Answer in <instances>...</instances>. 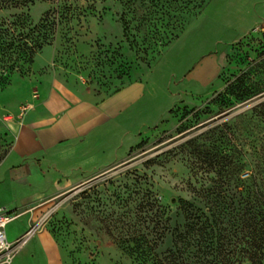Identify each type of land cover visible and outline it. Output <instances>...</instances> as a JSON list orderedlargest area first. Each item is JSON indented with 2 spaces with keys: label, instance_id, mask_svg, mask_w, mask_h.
Instances as JSON below:
<instances>
[{
  "label": "rangeland",
  "instance_id": "obj_1",
  "mask_svg": "<svg viewBox=\"0 0 264 264\" xmlns=\"http://www.w3.org/2000/svg\"><path fill=\"white\" fill-rule=\"evenodd\" d=\"M17 16L28 20L19 32L45 40L31 65L0 84V165L24 116L52 95L100 121L105 108L114 112L109 137L86 144L85 162L63 163L69 173L82 167L79 178L45 214L69 264H137L127 248L140 238L151 247L164 235L157 255L173 249L172 231L187 223L182 202L199 217L207 202L240 216L246 198L258 197L264 92L242 101L234 86L246 73L245 87L264 90V0H36L0 9V22Z\"/></svg>",
  "mask_w": 264,
  "mask_h": 264
},
{
  "label": "crops",
  "instance_id": "obj_2",
  "mask_svg": "<svg viewBox=\"0 0 264 264\" xmlns=\"http://www.w3.org/2000/svg\"><path fill=\"white\" fill-rule=\"evenodd\" d=\"M258 27L264 28V22ZM71 102L66 94L57 93L40 109L28 112L32 116H24L12 152L0 165V209L19 215L8 223L5 239L14 242L37 227L10 264H69L66 252L44 223L45 214L50 200L79 178L76 171L82 167L69 173L63 163L85 162L92 142L98 141L101 133L103 139L109 137L108 123L114 119L109 107L100 121L92 111L83 115L71 111ZM82 116L87 123L85 131L79 128Z\"/></svg>",
  "mask_w": 264,
  "mask_h": 264
},
{
  "label": "trees",
  "instance_id": "obj_3",
  "mask_svg": "<svg viewBox=\"0 0 264 264\" xmlns=\"http://www.w3.org/2000/svg\"><path fill=\"white\" fill-rule=\"evenodd\" d=\"M35 1L0 0V9H27ZM14 19L10 23L0 22L1 85L8 79L7 76L21 70L25 64L33 63L34 54L42 49L45 40L44 35L40 39L39 33L33 36L32 32L28 35L18 31L17 28L28 22L26 16H17ZM247 76L245 73L236 78L234 86L235 92L240 91L236 97L244 99L242 101L264 92L245 87L243 79L240 78ZM257 108L264 117V112H260L261 109L264 111V102L257 105ZM254 186L258 190V197L255 198V194H252L246 198L245 210L240 216L227 214L229 210L231 213L234 211L230 204L222 206L220 203L207 202V216L202 214L199 217L193 214L197 210L194 211L192 205L182 202L187 223L181 233L177 229L172 231L173 249L161 255L154 253L162 243L163 235L151 247L148 246L151 243L140 238L134 248L127 250L137 255V264H264V181L260 180ZM157 215H161L158 207L155 211V216ZM154 225H158L157 221Z\"/></svg>",
  "mask_w": 264,
  "mask_h": 264
},
{
  "label": "built area",
  "instance_id": "obj_4",
  "mask_svg": "<svg viewBox=\"0 0 264 264\" xmlns=\"http://www.w3.org/2000/svg\"><path fill=\"white\" fill-rule=\"evenodd\" d=\"M33 106L27 105V107L23 108V111H27L32 109ZM19 217L18 214L12 213L9 211H5L0 209V264H10L13 257L17 254V252L21 249L22 245L29 239V237L37 231L36 228H31L27 232H25L20 239L9 242L5 239V229L8 223Z\"/></svg>",
  "mask_w": 264,
  "mask_h": 264
},
{
  "label": "bare ground",
  "instance_id": "obj_5",
  "mask_svg": "<svg viewBox=\"0 0 264 264\" xmlns=\"http://www.w3.org/2000/svg\"><path fill=\"white\" fill-rule=\"evenodd\" d=\"M33 108V107H32Z\"/></svg>",
  "mask_w": 264,
  "mask_h": 264
}]
</instances>
